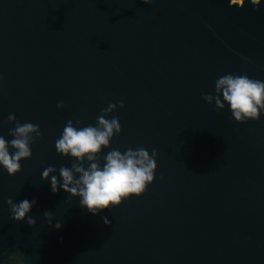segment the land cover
<instances>
[{"label": "water", "instance_id": "obj_1", "mask_svg": "<svg viewBox=\"0 0 264 264\" xmlns=\"http://www.w3.org/2000/svg\"><path fill=\"white\" fill-rule=\"evenodd\" d=\"M238 4L0 0V121L14 113L42 133L20 173L0 165V251L25 264H264V111L242 124L203 99L228 73L264 81V0ZM119 101L122 132L101 166L143 146L158 167L141 196L94 215L41 173L71 167L55 148L69 120L95 126ZM9 197L37 200L35 227L11 219Z\"/></svg>", "mask_w": 264, "mask_h": 264}, {"label": "clouds", "instance_id": "obj_2", "mask_svg": "<svg viewBox=\"0 0 264 264\" xmlns=\"http://www.w3.org/2000/svg\"><path fill=\"white\" fill-rule=\"evenodd\" d=\"M144 4H151L153 0H142ZM253 5H259L260 0H251ZM243 4H238L243 6ZM237 5V4H233ZM215 95L205 94L203 99L209 104H215L216 110L230 106L232 116L238 123L259 120L264 111V81L252 79L248 75H234L231 73L219 77L215 81ZM57 107L63 109L65 104L59 102ZM124 108L123 101L110 103L97 117V124L78 128L83 122L79 119L69 120L64 126L60 138L55 141L58 154L72 157L71 167L61 165L59 176L54 175L57 168L49 166L42 173L44 181H51V191L58 193L60 189L69 193L71 197H79L82 207L98 215L101 211L120 206L126 199L135 195L141 196L148 185L155 180L157 171V158L159 152L153 148L151 153L143 146L124 152L118 149L109 151L104 157L105 163L101 166L100 154L109 148L115 135L122 132L118 116L112 113L117 108ZM111 116V119L107 117ZM14 124L9 130L13 137L10 141L0 135V165L10 176L22 171L21 161L30 159L33 155L32 145L42 136L40 126L31 122L21 123L14 113H10L3 124ZM10 149H14L10 152ZM85 161L88 162L87 167ZM163 179V177H161ZM62 180V182H61ZM11 211V219L17 222L26 220L27 224L35 227L37 221L29 213L37 205V200L24 199L15 202L13 198L7 199ZM49 227L60 229L62 224L57 221L53 224V214L44 213ZM104 224L111 226L107 216L101 217ZM7 256L8 264H25L23 253L17 252L9 255L0 251V257Z\"/></svg>", "mask_w": 264, "mask_h": 264}, {"label": "rangeland", "instance_id": "obj_3", "mask_svg": "<svg viewBox=\"0 0 264 264\" xmlns=\"http://www.w3.org/2000/svg\"><path fill=\"white\" fill-rule=\"evenodd\" d=\"M239 3L241 4L242 3V0H239Z\"/></svg>", "mask_w": 264, "mask_h": 264}]
</instances>
